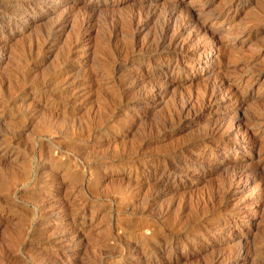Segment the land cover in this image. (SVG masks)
I'll use <instances>...</instances> for the list:
<instances>
[{"label": "rangeland", "instance_id": "rangeland-1", "mask_svg": "<svg viewBox=\"0 0 264 264\" xmlns=\"http://www.w3.org/2000/svg\"><path fill=\"white\" fill-rule=\"evenodd\" d=\"M146 1L0 0L22 32L0 28V264H264V128L249 122L264 119V0ZM170 12L177 58L153 51ZM217 125L226 143L206 137ZM169 158L208 174L150 180ZM229 161L250 180L221 201Z\"/></svg>", "mask_w": 264, "mask_h": 264}, {"label": "bare ground", "instance_id": "bare-ground-1", "mask_svg": "<svg viewBox=\"0 0 264 264\" xmlns=\"http://www.w3.org/2000/svg\"><path fill=\"white\" fill-rule=\"evenodd\" d=\"M15 1V0H14ZM38 1H40V0H38ZM140 1V0H139ZM136 1V0H125V2H133V3H135L136 4V8L137 9H143V8H148L149 7V4H148V2L146 1V0H143V1ZM152 4V3H151ZM30 5V4H29ZM135 8V9H136ZM97 9V8H96ZM99 9V8H98ZM149 9H152L151 8V5H150V8ZM149 9H146V10H148L149 11ZM155 9H157V8H155ZM133 11V10H132ZM141 11V10H140ZM151 11V10H150ZM163 11V10H162ZM161 10H160V12L159 13H161L162 12ZM156 12V11H155ZM158 12H156V13H158ZM12 13H13V15H12ZM15 12H13V11H11V9H9L8 7H5V8H3V9H1L0 10V17L1 18H11V17H14L15 16V19H11V20H9L8 22H10V24L9 23H6V22H3V21H0V28H4V29H6L7 31H10V33L11 32H13V34L14 35H19V34H21V33H16V28H15V25H16V21H17V18H18V16L17 15H15L14 14ZM22 13V12H21ZM136 13V12H135ZM141 13V12H140ZM153 14V15H151L147 20H146V22L145 23H147V22H149L150 20H152V18L154 17L155 18V16L157 17L158 15L157 14ZM158 13V14H159ZM163 13V12H162ZM23 14V13H22ZM138 14V13H137ZM147 14V13H146ZM150 14V13H149ZM166 14V13H165ZM18 15H19V13H18ZM141 15V14H140ZM139 15V16H140ZM138 16V15H137ZM136 17V15L134 14V13H131L130 14V16H129V18L126 20V21H116L115 22V24L113 25V24H111L110 25V27L111 26H113V27H111L110 29H112L111 30V34H113V35H111V36H115V35H117L118 34V32L119 31H121V30H123V28H124V31H125V28H131V26L133 25V23H134V20L135 19H137V18H135ZM164 18V17H163ZM172 18H173V14L170 12V14L168 13V16H166L165 17V22L163 23V27H161L162 29H161V32H160V34H158L157 36V39H156V42H155V44H154V46H153V51H155L158 55H161V54H163V53H165V55H167V56H169L170 58H177V55H176V51H175V46H174V41L172 42V37H169V31H170V22L172 21ZM65 21H63L62 23H60V24H58L57 25V27L59 26V25H61V24H66L67 23V21H68V19L65 17ZM84 20V19H83ZM86 20H87V18H86ZM88 20H89V17H88ZM95 20V19H94ZM71 21V20H70ZM189 21V20H188ZM197 21V20H196ZM84 22V21H83ZM96 22V21H95ZM173 22V21H172ZM186 22V21H185ZM190 22V21H189ZM58 23V22H57ZM174 23V22H173ZM31 24V23H30ZM30 24H28L26 27H24L23 29H27V28H29V26H30ZM84 24V23H83ZM86 24H88V22L86 23ZM187 24H188V22H187ZM191 24V23H190ZM108 25V24H107ZM172 25V24H171ZM174 25V24H173ZM173 25H172V27H173ZM184 25V24H183ZM183 25H182V27H183ZM85 26V25H84ZM187 26V25H186ZM108 27H109V25H108ZM110 29H108V30H110ZM121 29V30H120ZM183 29H184V27H183ZM201 29V28H200ZM180 30V29H179ZM130 31V30H129ZM183 31V30H182ZM185 31V30H184ZM44 32V31H43ZM171 32H172V30H171ZM122 33H123V31H122ZM121 34V33H120ZM128 34V33H127ZM173 34V33H172ZM171 34V35H172ZM39 35H41L40 33H39ZM107 35V34H106ZM124 35L126 36V34H125V32H124ZM123 35V36H124ZM180 35H182V33H180L179 32V34L177 35V36H175V39L174 40H177L178 39V37L180 36ZM47 36V35H46ZM45 36V37H46ZM118 36V35H117ZM122 36V35H121ZM42 38V37H41ZM111 39V38H110ZM109 39V40H110ZM116 39V38H115ZM171 39V40H170ZM47 40V42H48V39H46ZM108 40V41H109ZM114 40V39H113ZM151 42V41H150ZM176 42H178V41H176ZM33 43H35L34 41H33ZM53 43V42H52ZM47 44V43H46ZM167 44H169L168 45V47H170L171 46V48H169L167 51H165V49L167 48ZM33 45V44H32ZM128 45H130L129 43H128ZM127 45V46H128ZM148 45V44H147ZM46 46V45H45ZM126 46V45H125ZM40 47V46H39ZM122 47V46H121ZM149 47V46H148ZM32 48V47H31ZM125 48H127V47H125ZM137 47H136V44H134V43H132V45L131 46H129L128 47V53H133L134 54V52L136 51L135 49H136ZM138 48H140V47H138ZM145 48H146V46H145ZM145 48H144V50H145ZM185 48V47H184ZM22 49V48H21ZM20 49V50H21ZM38 49V48H37ZM179 49H180V47H179ZM22 50H24V49H22ZM21 50V51H22ZM41 50V49H40ZM109 50V49H108ZM113 50H115V49H113ZM118 50V49H117ZM143 50V49H142ZM143 50V51H144ZM184 50V49H183ZM30 51V50H29ZM35 51V50H34ZM122 51V50H121ZM124 51H126V50H124ZM141 51V50H140ZM146 51V50H145ZM152 51V52H153ZM178 51V50H177ZM19 52V51H18ZM23 52H25V51H23ZM37 52V51H36ZM109 52H111V51H109ZM108 52V53H109ZM114 51H112V53H113ZM119 52V51H118ZM180 52V51H179ZM182 52V51H181ZM197 52V51H196ZM34 53V52H33ZM115 53V52H114ZM167 53V54H166ZM183 53V52H182ZM186 53V52H185ZM195 53V52H194ZM20 54V53H19ZM109 54H111V53H109ZM119 54V53H118ZM118 54H116V56L118 55ZM127 54V53H126ZM136 54V53H135ZM146 54V53H145ZM154 54V53H153ZM30 55V54H29ZM129 55V54H128ZM140 55H142V53L141 54H139L138 53V55H134V56H128V59L130 60L131 59V57H139L140 58ZM144 55V54H143ZM158 55H157V57H158ZM2 56V55H1ZM21 56L23 57V54H21ZM115 56V55H114ZM121 56V58H122V55H120ZM118 57V56H117ZM123 57H124V54H123ZM181 57V56H180ZM184 57V56H183ZM2 58V57H1ZM20 58V57H19ZM31 58V57H30ZM107 58H108V55H107ZM116 58V57H115ZM119 58V57H118ZM120 58V59H121ZM126 58H127V55H126ZM133 58V59H134ZM25 59V58H24ZM137 59V58H136ZM158 59V58H157ZM23 59H21V61H22ZM122 60V59H121ZM132 60V59H131ZM141 60H142V57H141ZM109 61V60H108ZM113 61H115V59H113ZM126 61V60H125ZM137 61H138V59H137ZM22 62H25V61H22ZM154 66L156 67V68H158V67H163V68H165V67H168V65H167V63L166 62H164V61H160V62H154ZM69 71V70H68ZM120 71V70H119ZM147 76L146 77H148V78H155V79H158V77L157 76H155V74L154 73H149V74H146ZM129 79V78H128ZM129 81H130V79H129ZM225 82V80L222 78L221 80H220V84H223ZM122 83V82H121ZM126 83V82H125ZM128 83V82H127ZM53 84V83H52ZM129 84V83H128ZM220 84H218L219 86H220ZM8 85V84H7ZM126 85V84H125ZM176 85V84H175ZM45 86V85H44ZM214 86V85H213ZM49 87V86H48ZM52 87V86H51ZM124 87V86H123ZM210 87V86H209ZM208 87V88H209ZM212 88H216V87H212ZM210 89V88H209ZM120 90V89H119ZM211 90H213V89H211ZM211 90L209 91L210 93H211ZM214 90H216V89H214ZM132 91V90H131ZM165 91L166 90H164V88H163V90H160V91H156L157 93H156V95H154L155 97H158V95H163L164 93H165ZM128 92V91H127ZM126 92V93H127ZM207 92V91H206ZM212 92H214V91H212ZM125 93V94H126ZM120 94V93H119ZM124 94V95H125ZM207 94V93H206ZM214 94V93H213ZM130 95H131V92H130ZM210 95V94H209ZM215 95V94H214ZM126 96H129V95H126ZM154 96H152V97H149L147 100H145L146 101V106H148L149 104H151L152 102H153V100H154ZM210 96H212V93H211V95ZM237 96V94H235V97ZM123 97H125V96H123ZM120 98L122 99V97L120 96ZM119 98V99H120ZM127 98V97H126ZM128 99V98H127ZM249 99V98H248ZM126 101V100H125ZM129 101H130V99H129ZM135 101V100H134ZM126 103V102H125ZM183 103V102H182ZM187 103H188V101H187ZM187 103L185 102V105H187ZM260 103V102H259ZM184 104V103H183ZM182 105V104H181ZM185 105H183V107L185 106ZM242 105V104H241ZM123 106V105H122ZM188 106V105H187ZM38 107V106H37ZM180 108H182V107H180ZM183 111V109L182 110H180L179 109V112H177L178 113V116L179 117H181V114L182 113H184V112H182ZM256 111H257V109H256ZM256 111H254V112H256ZM257 113V112H256ZM255 113V114H256ZM259 113H260V115H261V113H262V111L260 112L259 111ZM254 114V115H255ZM172 115V114H171ZM256 115H259V114H256ZM257 117V116H256ZM255 116H254V118H252L251 117V121H249V122H251V125L253 126V127H255V128H258V129H263L264 128V119H262L261 121L259 120L260 119V117L258 118H256ZM263 117V116H262ZM179 119V118H178ZM181 119V118H180ZM167 120V119H166ZM163 122H165L164 121V119L162 120ZM161 123V122H160ZM167 124V123H166ZM162 125V124H161ZM167 126V125H166ZM213 127V126H212ZM223 127V125H217L216 127L214 126V128H211L210 130L209 129H207V132H208V134H207V136L206 137H208V139H210V140H216L217 142H220V143H223V142H225L226 143V138H218L217 137V134L219 133V131L221 130V129H223L222 128ZM209 130V131H208ZM158 131V130H157ZM156 132V131H155ZM206 133V132H205ZM206 135V134H205ZM219 136H220V134H219ZM222 136V135H221ZM204 140H205V138H204ZM209 140V141H210ZM199 143V142H198ZM198 143H194V144H192V145H190V146H188V150H193L194 149V147L195 146H197L198 145ZM231 143V142H230ZM239 145V143H231V145L230 144H228V147L226 146V150H229L232 146H238ZM184 148V147H183ZM225 148V147H224ZM182 151V150H181ZM184 152L185 151H187L186 149H184L183 150ZM182 151V152H183ZM195 151V150H194ZM175 152V151H174ZM223 152H224V155L226 154L225 153V149H223ZM177 153V152H176ZM187 153V152H186ZM183 154V153H182ZM185 154V153H184ZM174 156H175V154H173ZM172 155V156H173ZM188 155V154H187ZM177 157V156H176ZM173 158H175V157H173ZM205 160V159H204ZM198 161V160H197ZM195 162H196V160H195ZM197 163V162H196ZM203 163V162H202ZM228 166L227 167H225V170H224V168H222L224 171H226L227 169H229V170H234V175L232 176L230 173V175H231V178L230 179H232L233 178V180H232V182H230V185L228 186V183L229 182H227L226 183V186H228L229 188H226V189H224V190H222V188H220V190H222V192H223V199H220L221 201H223V200H227V198L231 195V194H233V193H236V192H238V189L242 186L241 184H242V182L243 181H245L246 179L249 181L250 180V173L249 172H247V171H244V170H238V168H237V165H236V163L235 162H231V161H229L228 162V164H227ZM151 168V167H150ZM198 167H196V165H190V163H189V161L188 160H171L170 158L169 159H167V160H164L163 159V161H161V160H157V162H156V164L155 165H153L152 166V168H151V170H150V173H151V175H150V177H148L150 180L152 179V178H154L155 179V177L156 176H158L159 178H158V180L159 179H163V180H167V179H169L171 176H173V175H176V174H187V176H190L192 173L191 172H194V174H196V175H194L196 178H201L203 175H205L206 173H205V170L202 172H199L198 171V169H197ZM183 169V170H182ZM191 171V172H190ZM228 171V170H227ZM231 172V171H230ZM226 173H228V172H226ZM233 173V172H232ZM208 174V173H207ZM206 174V175H207ZM228 175V174H227ZM264 176V175H263ZM263 176H261V177H263ZM191 177V176H190ZM227 178V177H226ZM162 180V181H163ZM228 181V180H227ZM230 181V180H229ZM156 183H157V181H156ZM152 184V183H151ZM160 184H162V183H160ZM159 183H157L156 185H160ZM150 186V185H149ZM148 185H147V187H149ZM154 186V185H153ZM157 186V187H158ZM161 186V185H160ZM225 186V184L223 185V187H226ZM150 188V187H149ZM163 188V187H162ZM167 190H169L170 191V193L172 192H177V191H179V190H187V188H189V183L188 184H186V185H184V186H182V187H180L179 188V185H168L167 187ZM160 190H162V189H159V191ZM216 190H218V189H215V191ZM220 190H218V193H220L219 191ZM165 192V191H164ZM139 193V192H138ZM150 193H152V192H150ZM216 193V192H215ZM218 193H216V194H214L213 196H212V193L210 194L211 195V198L209 197L208 199L207 198H205L204 200H200V201H198L196 204H197V206H199V205H202L203 206V204H204V206L206 205V206H212V208H213V206H214V204H216V202H217V200L219 199L218 198ZM151 195V194H150ZM162 195V194H161ZM221 195V194H220ZM152 197H155V196H152ZM151 197V198H152ZM222 197V196H221ZM175 200V199H174ZM149 201V200H148ZM158 201V200H157ZM177 201H178V199H177ZM187 201V200H186ZM185 201V202H186ZM192 202V201H191ZM152 203V202H151ZM177 203V202H176ZM175 203V204H176ZM188 203V202H187ZM190 203V202H189ZM188 203V204H189ZM220 203H222V202H220ZM219 203V204H220ZM153 204V203H152ZM156 204V203H155ZM174 204V203H173ZM191 204V203H190ZM189 204V205H190ZM195 204V205H196ZM219 204H217V205H219ZM226 204V203H225ZM151 205V204H150ZM224 205V204H223ZM177 206V205H176ZM205 206V207H206ZM152 207V206H151ZM178 207V206H177ZM189 207V206H188ZM188 207H187V205H186V203H183V204H181V209H182V212H183V210H185L186 211V209H188ZM201 207V206H200ZM205 207H203V208H205ZM225 207H226V205L225 206H223L222 208H223V210H225ZM148 208V207H147ZM153 208V207H152ZM198 208V207H197ZM217 208V207H216ZM149 210H150V208H148ZM177 209V208H176ZM199 209V208H198ZM201 209V208H200ZM219 209V208H218ZM166 210V209H165ZM174 210H175V208H174ZM179 210V209H178ZM207 210V209H206ZM213 209H211V211H212ZM219 210H221V205H220V209ZM227 210V209H226ZM189 211V210H188ZM222 211V210H221ZM164 212V211H163ZM208 212V211H207ZM210 212V211H209ZM208 212V213H209ZM213 212V211H212ZM165 213H166V211H165ZM171 213V212H170ZM184 213V212H183ZM188 213V212H187ZM219 213V212H218ZM226 213H228V212H226ZM172 214V213H171ZM170 214V215H171ZM186 214V213H185ZM184 214V215H185ZM196 214V213H195ZM167 215V214H166ZM169 215V216H170ZM176 215V214H175ZM183 215V216H184ZM202 215V214H201ZM168 216V215H167ZM179 216H180V214H179ZM197 216V215H196ZM195 216V217H196ZM162 217V216H161ZM165 217V216H164ZM172 217V216H171ZM176 217V216H175ZM198 217L200 218L201 216H199L198 215ZM174 218V217H173ZM179 218V217H178ZM197 218V217H196ZM211 218V217H210ZM210 218H208V219H210ZM207 219V218H206ZM174 222H175V220L174 219H172ZM180 220V219H179ZM205 220V218L203 219V221ZM176 221L177 222H175V223H177V225H179V221L176 219ZM182 221V220H181ZM183 221H184V218H183ZM182 221V222H183ZM199 221H200V219H199ZM198 221V222H199ZM211 221V220H210ZM174 222L172 223L173 225H174ZM185 222V221H184ZM192 222H194V221H192ZM205 222V221H204ZM157 223H159V222H157ZM170 223V224H171ZM188 223H190V222H188ZM208 223V222H207ZM206 223V224H207ZM172 224H171V226H172ZM197 225V224H196ZM196 225H194V224H187V225H183L184 227L185 226H187L186 228H185V230L184 231H190V232H194V231H197V230H200L199 228H200V225L199 226H196ZM202 225V224H201ZM173 227V226H172ZM171 227V228H172ZM175 228H176V226H175ZM174 228V229H175ZM177 228H178V226H177ZM180 228V227H179ZM183 228V227H182ZM184 229V228H183ZM201 229H202V227H201ZM176 230V229H175ZM205 230V229H204ZM160 231V230H159ZM161 232V231H160ZM170 232V231H169ZM189 232V233H190ZM186 234H187V232H186ZM193 234V233H192ZM157 235H160V234H157ZM126 236V235H125ZM162 236V235H161ZM160 236V237H161ZM169 236V235H168ZM154 237V236H153ZM156 237H158V236H156ZM160 239V238H159ZM156 240V239H155ZM171 240V239H170ZM173 240V239H172ZM160 241V240H159ZM165 241V240H164ZM168 241V240H167ZM118 242V241H117ZM155 243H157V242H155ZM160 244V243H159ZM167 244V243H166ZM170 244V243H169ZM151 245V244H150ZM165 250H164V248L161 246V245H156L155 244V246H149L147 249H146V252L148 253V254H153V253H162V252H164ZM249 252V251H248ZM247 252V253H248ZM260 252V251H259ZM154 255V254H153ZM156 255V254H155ZM170 261V260H169ZM168 261V262H169ZM179 264V263H178Z\"/></svg>", "mask_w": 264, "mask_h": 264}]
</instances>
